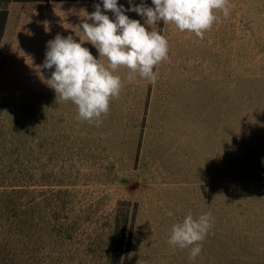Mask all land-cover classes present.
<instances>
[{
	"label": "rangeland",
	"instance_id": "374dc122",
	"mask_svg": "<svg viewBox=\"0 0 264 264\" xmlns=\"http://www.w3.org/2000/svg\"><path fill=\"white\" fill-rule=\"evenodd\" d=\"M95 4L0 2V264H264V0H229L203 39L146 24L169 58L155 84L116 70L99 126L40 67L57 34L99 59L80 29ZM209 212L195 260L168 244L174 224Z\"/></svg>",
	"mask_w": 264,
	"mask_h": 264
},
{
	"label": "clouds",
	"instance_id": "9594fccd",
	"mask_svg": "<svg viewBox=\"0 0 264 264\" xmlns=\"http://www.w3.org/2000/svg\"><path fill=\"white\" fill-rule=\"evenodd\" d=\"M151 3L152 7L144 0L139 4L129 0L130 6L125 8L118 0H102V8L101 4L94 5L95 11L86 15L80 29L97 50L99 59L71 35L65 38L57 34L47 42L45 60L40 67L54 68L47 84L62 102L76 106L77 120L95 126L102 123L111 101L120 97L123 88L121 77L115 74L119 68L129 70L130 82L138 75L156 83L159 73L154 68L158 69L169 58V41L158 31H149L146 24H172L180 32L194 33L203 39L205 32L218 21L217 11H222L224 18L231 14L229 0H151ZM107 11L114 14V20L104 14ZM126 12L137 13L145 24L130 19ZM101 58H106L107 64ZM212 223L210 212L196 218L189 213L172 226L168 244L181 250L189 248V259L195 260L202 253V242Z\"/></svg>",
	"mask_w": 264,
	"mask_h": 264
},
{
	"label": "trees",
	"instance_id": "16d2710c",
	"mask_svg": "<svg viewBox=\"0 0 264 264\" xmlns=\"http://www.w3.org/2000/svg\"><path fill=\"white\" fill-rule=\"evenodd\" d=\"M7 16H8L7 10L2 9V7L0 6V40L2 38L4 29H5ZM116 239H117V236H116Z\"/></svg>",
	"mask_w": 264,
	"mask_h": 264
}]
</instances>
